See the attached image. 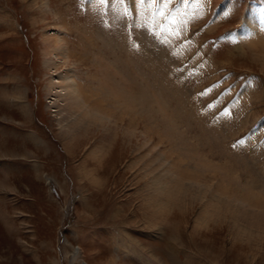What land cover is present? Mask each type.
Returning <instances> with one entry per match:
<instances>
[{
	"label": "rangeland",
	"instance_id": "obj_1",
	"mask_svg": "<svg viewBox=\"0 0 264 264\" xmlns=\"http://www.w3.org/2000/svg\"><path fill=\"white\" fill-rule=\"evenodd\" d=\"M0 264H264V0H0Z\"/></svg>",
	"mask_w": 264,
	"mask_h": 264
},
{
	"label": "bare ground",
	"instance_id": "obj_2",
	"mask_svg": "<svg viewBox=\"0 0 264 264\" xmlns=\"http://www.w3.org/2000/svg\"><path fill=\"white\" fill-rule=\"evenodd\" d=\"M249 24H250V22H249ZM57 42H59L57 44V47H56L57 51H59L61 54H65L64 42L62 40L57 41ZM59 58H61V57H59ZM72 81H74V80H71V76L69 75V73H65L61 79H58L56 82H54V86H53V87H55L54 89L62 88L59 93L56 92L55 94L58 98H60L61 101L64 102V104H63L64 108L62 107L63 110L61 108L59 110H56V111H58V114L62 113V111L67 110L68 111L67 113H69L72 116L73 115L76 116V119H75L76 123L75 124H77L79 127H83L85 124L87 125L88 128L90 125L91 126L93 125V127H94L98 124H99V128L104 127L105 126L104 125V119L105 118L104 119L102 118L103 115L97 113L98 111H97V108L95 107V105H93V106L88 105V102H87L84 94L80 93L77 85L74 84ZM84 120H86L85 124H84V122H85ZM91 126H90V128H91ZM175 187L177 188V186L174 185L173 190H176ZM167 189H169V188H167ZM222 193L220 192V194H218L219 197ZM221 200H222V198H221Z\"/></svg>",
	"mask_w": 264,
	"mask_h": 264
},
{
	"label": "snow or ice",
	"instance_id": "obj_3",
	"mask_svg": "<svg viewBox=\"0 0 264 264\" xmlns=\"http://www.w3.org/2000/svg\"><path fill=\"white\" fill-rule=\"evenodd\" d=\"M101 2H103V0H101ZM141 2H142V0H141ZM153 2H156V0H153ZM166 2H167V0H166ZM169 23L171 24V23H174V21H169Z\"/></svg>",
	"mask_w": 264,
	"mask_h": 264
}]
</instances>
